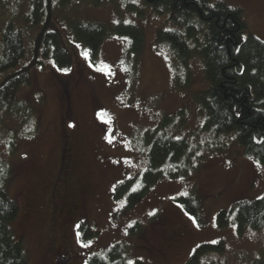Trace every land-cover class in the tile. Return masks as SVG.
<instances>
[{"label": "rangeland", "instance_id": "rangeland-1", "mask_svg": "<svg viewBox=\"0 0 264 264\" xmlns=\"http://www.w3.org/2000/svg\"><path fill=\"white\" fill-rule=\"evenodd\" d=\"M211 1L241 9L250 33L264 42V0ZM30 10L28 0H0V42L9 22L24 37L26 56L17 68L31 63V43L41 30L26 21ZM93 20L109 29L120 22L140 27L145 40L138 63L129 55L128 41L116 35L104 41L91 63L70 25ZM53 24L71 56L69 69L59 70L53 59L41 57L40 65L30 70L31 84L16 94L23 104V119L3 113L0 126V160L12 167L8 193L19 207L11 228L24 242L28 264H56L46 241L44 184L57 167L65 134L72 139L78 129L80 142L75 151L73 147L72 163L79 209L67 222L71 264H86L114 244L124 245L130 264H186L196 247L218 242L224 243V251L208 255L205 264H252L264 253V229L240 234L234 223L220 227L217 217L237 201L264 196V165L245 156L233 138L224 151L211 150L216 140L203 131L205 115L195 100L208 84L200 59L190 61L192 79L188 87L180 88L176 82L183 86L189 79L185 69L171 49L157 43L158 31L173 29L168 15L156 14L144 0H70L64 5L55 0ZM59 82L75 83L74 117L67 113ZM179 112L180 118L163 126L161 133L175 132L177 138L187 139L194 157H203L201 166L186 177H163L133 203L128 195L115 199L117 184L139 178L147 169L144 133ZM222 144L226 146L225 138ZM140 187L138 182L132 191ZM193 190L201 200L202 225L177 200ZM81 223L96 236L82 239ZM61 257L64 264L67 257Z\"/></svg>", "mask_w": 264, "mask_h": 264}, {"label": "trees", "instance_id": "trees-1", "mask_svg": "<svg viewBox=\"0 0 264 264\" xmlns=\"http://www.w3.org/2000/svg\"><path fill=\"white\" fill-rule=\"evenodd\" d=\"M28 1L31 10L26 21L32 25H40L41 30L31 43V63L20 68L17 67L26 56L22 32L9 22L2 33L0 126L3 123V113L11 112L21 118L23 104L16 98V94L22 87L31 84L30 70L40 65L41 57L53 59L59 70H68L72 63L60 34L54 24L52 26L55 0ZM68 1L70 0H61V4ZM144 1L156 14H167L173 25L171 30L158 31L157 43L171 49L180 67L185 69L189 79L183 86L181 81H177L178 87H188L192 79L190 61L194 57L200 59L201 70L204 71L208 84L195 95V100L205 115L203 131L216 140V148L211 150L224 151L228 140L233 138L243 147L245 156L264 165V42L250 33L242 10L211 0ZM70 29L75 42L87 49L91 63L98 59L104 41L114 35L128 41L129 55L134 63H138L143 53L144 33L132 23L120 22L109 29L97 20L72 22ZM58 84L62 95L63 88L69 83L64 86L61 82ZM181 115L182 112H179L171 118H164V122L156 130L144 133L143 143L148 148L147 169L139 178L125 179L117 184L115 199L128 195L133 203L145 196L163 177H186L191 170L201 166L203 157H194L193 148L187 139L177 138L175 132L161 133L163 126H168ZM224 138L226 146L221 145ZM73 147L75 151L76 143L66 133L56 185L68 180L70 176ZM11 175L12 167L3 166L0 160V264H28L24 242L16 239L11 228L19 214L17 203L8 193ZM138 182L141 187L132 191V187ZM177 200L184 212L202 225V204L195 190ZM217 221L220 227L234 223L240 234L246 229L263 230L264 196L251 202H235L229 211L219 212ZM78 232L85 240L96 236L87 223H81ZM224 248L223 242L201 244L195 248L186 264H205L208 255L221 253ZM57 263L63 264V259ZM86 264L130 263L127 261L124 245L114 244L105 252L93 255ZM134 264L144 263L136 261ZM252 264H264V253Z\"/></svg>", "mask_w": 264, "mask_h": 264}, {"label": "flooded vegetation", "instance_id": "flooded-vegetation-1", "mask_svg": "<svg viewBox=\"0 0 264 264\" xmlns=\"http://www.w3.org/2000/svg\"><path fill=\"white\" fill-rule=\"evenodd\" d=\"M61 97L67 104L66 107L68 108L69 115L74 117L73 106L77 99L73 82L69 83L67 87L63 88ZM77 131L76 133H71L72 140L75 143L80 142L81 134L79 133V129ZM61 132L62 131L60 128V133ZM76 156L80 159H83L82 153H78ZM60 157L61 156L59 154L57 159V167L55 171L49 173L48 180H45L44 184L46 189L44 192L45 201L43 202V207L46 210V241L49 247L48 250L53 256L55 255L56 257V264H58V259H62V254L67 257L64 261V264H71L73 259L72 241L69 238L67 222L78 212L79 203L78 198L75 197L76 179L73 173V163L68 180L63 181L59 186L55 184V180L60 169ZM75 235L77 240L80 239L79 235L77 234L76 227Z\"/></svg>", "mask_w": 264, "mask_h": 264}, {"label": "snow or ice", "instance_id": "snow-or-ice-1", "mask_svg": "<svg viewBox=\"0 0 264 264\" xmlns=\"http://www.w3.org/2000/svg\"><path fill=\"white\" fill-rule=\"evenodd\" d=\"M84 55H85V57L87 58V55H88L87 52H86Z\"/></svg>", "mask_w": 264, "mask_h": 264}, {"label": "bare ground", "instance_id": "bare-ground-1", "mask_svg": "<svg viewBox=\"0 0 264 264\" xmlns=\"http://www.w3.org/2000/svg\"><path fill=\"white\" fill-rule=\"evenodd\" d=\"M145 2V1H144ZM146 3V2H145ZM62 127H64L63 125H62Z\"/></svg>", "mask_w": 264, "mask_h": 264}]
</instances>
